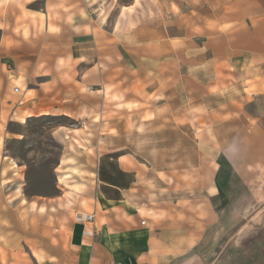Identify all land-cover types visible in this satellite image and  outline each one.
Returning <instances> with one entry per match:
<instances>
[{"label": "rangeland", "instance_id": "1", "mask_svg": "<svg viewBox=\"0 0 264 264\" xmlns=\"http://www.w3.org/2000/svg\"><path fill=\"white\" fill-rule=\"evenodd\" d=\"M133 1L99 0L93 13L116 36L104 83L58 62L57 95L71 116L14 113L36 82L0 76V264H16L2 247L19 244L29 261L57 257L90 186L117 196L103 181L128 185L134 174L132 197L157 189L212 218L205 264H264V75L226 62L242 39L232 27L261 0ZM120 162L134 171L120 173Z\"/></svg>", "mask_w": 264, "mask_h": 264}, {"label": "crops", "instance_id": "2", "mask_svg": "<svg viewBox=\"0 0 264 264\" xmlns=\"http://www.w3.org/2000/svg\"><path fill=\"white\" fill-rule=\"evenodd\" d=\"M98 4L99 0H0V76L5 78L13 72L20 84H26L27 78L36 82L30 89V100L22 99L14 113H24L26 118L50 114L71 116L67 112L69 101L57 95L61 93L57 85L59 61L74 62L71 77L75 70L79 77L92 73L105 82L109 74L102 63L106 41L116 36L107 32L98 18H93ZM128 7L131 9V5L121 6L120 11ZM254 9L243 11L238 26L232 27L233 35L240 34L242 39L235 41L239 52L228 54L226 62L243 74L241 64L246 62L264 75V0L257 2ZM7 62L10 65L5 68ZM88 62L93 64L83 69ZM97 91L103 92V88ZM15 92H20V87ZM1 102L0 98V111ZM181 118L178 117L179 122ZM263 124L260 122L258 128L264 131ZM226 152L229 158L228 152H235L234 146H229ZM133 171L120 162V173ZM103 183L116 191L117 196L106 197L96 183L90 186L94 197L78 209L66 248L57 257L40 262L32 256L29 261L30 255L27 258L23 244L2 247L6 255L15 256L16 264H205L212 252L211 236L202 244L213 221L210 216L189 213L185 206L179 210L180 197L164 202L168 200L157 189L140 190L132 197L134 186H139L136 174L128 185L106 180ZM74 191L83 193V190ZM196 193L198 190L194 189V197ZM87 214H93L92 221L84 219ZM203 218L209 224H204ZM35 252H38L36 246ZM11 256L7 257V263Z\"/></svg>", "mask_w": 264, "mask_h": 264}, {"label": "built area", "instance_id": "3", "mask_svg": "<svg viewBox=\"0 0 264 264\" xmlns=\"http://www.w3.org/2000/svg\"><path fill=\"white\" fill-rule=\"evenodd\" d=\"M14 90L17 91V90H18V87H15ZM84 219H85L86 221H92V219H93V214H87V215H85ZM141 222L144 223V220H142Z\"/></svg>", "mask_w": 264, "mask_h": 264}, {"label": "bare ground", "instance_id": "4", "mask_svg": "<svg viewBox=\"0 0 264 264\" xmlns=\"http://www.w3.org/2000/svg\"><path fill=\"white\" fill-rule=\"evenodd\" d=\"M135 1H137V0H135ZM123 8H124V7H123ZM128 10L130 11L131 9L128 7ZM20 121H21V122H25V118L22 117Z\"/></svg>", "mask_w": 264, "mask_h": 264}, {"label": "trees", "instance_id": "5", "mask_svg": "<svg viewBox=\"0 0 264 264\" xmlns=\"http://www.w3.org/2000/svg\"><path fill=\"white\" fill-rule=\"evenodd\" d=\"M102 191H103V193H105V190H104V188L102 189Z\"/></svg>", "mask_w": 264, "mask_h": 264}]
</instances>
